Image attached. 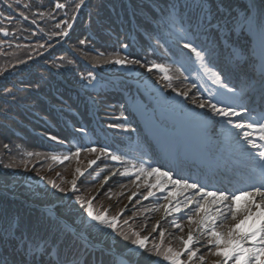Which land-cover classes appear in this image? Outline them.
<instances>
[{
	"label": "snow or ice",
	"instance_id": "6c2138e0",
	"mask_svg": "<svg viewBox=\"0 0 264 264\" xmlns=\"http://www.w3.org/2000/svg\"><path fill=\"white\" fill-rule=\"evenodd\" d=\"M3 3L11 11L6 15L5 10H0V18L11 23L15 19L12 12L20 6V0H3ZM85 6L86 0H74L73 5L55 3L53 11L65 10V15L68 16L67 9L71 7L72 15L69 19L56 23L54 27L59 31H54L51 35L69 37L78 14ZM31 7V4L24 5L26 9ZM156 9L157 12L152 17L155 27L151 30L146 28L149 39L160 47H166L167 42L160 44L161 36H172L173 33L167 29L175 28L179 33L174 41L177 46L175 62L179 65L177 71L184 80L192 81V89L203 88L205 92L198 91L196 95H192L190 90H177L172 85L174 77L168 74V68L160 63L129 58L127 49L130 45L127 43H121L120 49L113 54L114 58L106 59L104 63L122 70L139 66L149 73L158 71L163 73L162 79L177 97H183L186 102L191 97L190 102L196 109L201 110L194 115H202L213 124L219 123L225 134L223 140L210 143L206 149L214 161L215 169L239 171L243 186L230 191L214 184H206L193 176L181 175L175 167L167 166L186 163L178 147L174 154L165 151L159 158L149 156L147 160H140L139 171L146 176L158 178L157 183L150 185V189L167 191V196L164 197L168 201L164 205L166 215L178 214L171 226L183 232L184 227L176 219L187 218V238L176 237L181 247L173 248L165 246L166 234L159 222L152 227L151 233L158 232L160 242L149 246L151 233L143 235L141 232L133 231L129 234L123 231L116 216L109 217L106 211H97L91 199L77 194L75 178L68 189L49 179L47 185L52 190L68 196L69 200L75 197L74 203L68 209L63 207V197H56L59 203L44 204L39 216L29 218L21 225L19 216L9 215L7 209L0 206V244L11 246V264H161L160 260H153L154 256L162 257L168 264H194L193 258L197 257L199 249L193 245L207 248L210 255L216 257L212 264H264V0H259V6L251 3L243 8L235 5L233 0H183V3L180 0H160ZM31 15L44 17L45 14L36 11ZM48 15L54 18L51 12ZM19 16L24 20L29 19L23 11L19 12ZM178 20L182 23L176 28ZM35 22L33 19L32 23ZM0 33L4 36L9 34L3 27H0ZM201 36L203 43H197ZM89 43L91 42L87 39L79 40L80 45ZM38 47L53 46L39 44ZM121 51L125 55L121 56ZM97 56L104 57L105 53L100 51ZM28 59L31 60L32 57L29 55ZM58 59L63 61L65 58L61 56ZM221 62L225 70L219 67ZM17 63L25 64L26 61L18 60ZM68 63L73 61L68 60ZM53 66L62 65H56L53 61ZM93 67L100 65L94 64ZM7 75V70H0V76L6 78ZM193 75L199 76L205 82L193 80ZM80 80L85 88L97 89L100 86L99 77L91 71L87 75H81ZM230 80L239 81V91ZM39 87L38 81L22 82V89L25 91L33 88L39 90ZM20 90L16 84L11 87L0 85V101L16 102V92ZM136 95L137 98L132 100L131 105H121L118 116L106 113L109 119L108 128L128 132L129 117L125 113L130 111V107L142 109L143 114L148 115L153 124L160 122L156 109L152 107L151 98L141 97L139 89H136ZM129 96L131 98V90ZM244 98L249 100V104L256 103L258 114H253L256 112L255 108L239 103ZM95 103L93 100V104ZM176 103L179 104V101ZM77 131L87 134L84 127L77 128ZM50 139L55 141L58 138L51 136ZM168 142L171 143V140ZM229 146H233L234 151L243 157V167L240 169H236L232 163ZM4 147L10 149L7 144ZM81 151L99 152L106 157L110 156L113 161H121L123 155L110 151L106 146L77 147L75 153L63 157L53 155L51 159L63 163L70 156L78 157ZM26 155L39 156L40 153L27 152ZM161 160H166L167 163H161ZM88 163L91 167L96 160ZM248 165L252 167L251 173L246 171ZM4 167L11 168L13 165L9 163ZM77 173L84 175L80 169H77ZM44 179L40 177V180ZM48 194L47 188H38L33 193V198L40 199ZM153 195L149 190L148 196ZM225 208L227 212L224 211ZM229 216L236 222L225 231L220 225ZM124 223L127 224L128 221ZM105 229L126 242L123 245L124 251L98 246L92 234L103 233ZM201 237L205 239L202 240ZM182 255H186L187 260H182ZM198 259L204 264L203 255ZM0 264H9V261L0 258Z\"/></svg>",
	"mask_w": 264,
	"mask_h": 264
},
{
	"label": "rangeland",
	"instance_id": "374dc122",
	"mask_svg": "<svg viewBox=\"0 0 264 264\" xmlns=\"http://www.w3.org/2000/svg\"><path fill=\"white\" fill-rule=\"evenodd\" d=\"M146 177H149V176H146ZM69 180H67V182H68ZM131 195V193H129V196ZM132 204H134V202L132 201L129 205H127L126 206V209L128 210V212H130L131 210H132V208L134 209V205H132ZM136 211H135V209H134V213H135ZM160 216L162 217V214L161 213H159L158 215H156L155 217H153V218H155V220L156 219H161L160 218ZM139 217H142V219H143V221L145 220L146 221V224H148L147 226H149V227H147V229L146 230H148V229H151L152 228V222H150V219H151V217H150V211L149 210H147L145 213H142L141 215H139ZM154 222V221H153ZM193 227H195V225H193ZM146 232V231H145ZM168 236H169V238L171 237V236H173V232L171 233V234H168ZM175 239V238H174ZM198 254L199 255H203L204 257L206 256V254H204L203 252H198ZM204 264H207V262L204 260Z\"/></svg>",
	"mask_w": 264,
	"mask_h": 264
}]
</instances>
